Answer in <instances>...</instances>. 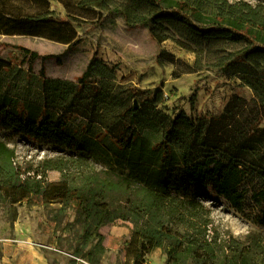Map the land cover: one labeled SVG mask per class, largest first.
<instances>
[{"label": "trees", "instance_id": "1", "mask_svg": "<svg viewBox=\"0 0 264 264\" xmlns=\"http://www.w3.org/2000/svg\"><path fill=\"white\" fill-rule=\"evenodd\" d=\"M53 1L70 20L97 9L119 16L130 28L145 27L156 43L170 41L193 55L192 72L215 70L238 79L253 97L247 101L233 95L223 113L208 120L183 112L170 117L157 109L163 103L161 92L128 91L115 83V68L95 58L76 82L46 78L41 69L35 102L5 91L0 79L4 132L65 149L69 161L102 163L107 180L91 186L45 182V172H62L66 161L45 160L39 170L23 169L15 150L0 139V207L8 206L15 221L16 206L35 197L42 203L72 204L93 226L92 264L104 250L98 230L116 223L130 227L126 255L131 264H144L155 250L165 255V264H264L261 234L234 236L192 194L194 188L208 186L264 227V0ZM51 14L49 0H0V35L40 36L76 47L70 23L54 22ZM22 51L31 60L51 58ZM14 69L0 60V76ZM130 96L136 99L132 106L126 104ZM141 106H149L156 121L143 125ZM75 117L86 122L80 131L69 129ZM146 130L160 139L146 140ZM248 204L255 215L247 213Z\"/></svg>", "mask_w": 264, "mask_h": 264}, {"label": "rangeland", "instance_id": "2", "mask_svg": "<svg viewBox=\"0 0 264 264\" xmlns=\"http://www.w3.org/2000/svg\"><path fill=\"white\" fill-rule=\"evenodd\" d=\"M49 11L52 21L70 23L78 45L68 49L67 45L45 37L0 35V60L15 68L1 74V84L13 95L35 102L40 96L41 69L46 78L76 82L89 61L95 58L115 68V83L128 91L161 92L163 103L157 109L170 117L183 112L194 120H208L222 114L233 95L247 101L253 97L252 91L238 79H227L215 70L192 72L193 55L170 41L156 43L147 28H130L117 15L92 9L76 13L77 18L70 20L64 7L53 0H49ZM22 49L51 58L31 60ZM135 102L130 96L126 104L132 106ZM139 118L146 126L155 119V114L149 106H141ZM85 123L81 118H72L69 129L80 131ZM93 131L99 129L95 127ZM144 135L148 141L160 139L148 130ZM0 139L15 150L16 162L23 169L39 170L45 160L66 161L62 172L46 171L45 182L65 181L88 186L95 181L107 182L102 163L90 159L69 161V151L15 136L1 127ZM192 194L210 208L214 221L234 236L261 234L264 237V227L236 212L208 186L194 188ZM246 207L247 213L256 214L250 204ZM16 212V220L12 221L10 208L0 207V264H92L88 258L97 242L93 226L84 221L72 204L42 203L35 197L30 204L17 205ZM86 233H93V237L85 240ZM98 233L103 237L104 250L93 256L96 264L132 263L126 255L131 239L127 224L106 225ZM165 260V255L155 250L145 257L144 264H165Z\"/></svg>", "mask_w": 264, "mask_h": 264}, {"label": "water", "instance_id": "3", "mask_svg": "<svg viewBox=\"0 0 264 264\" xmlns=\"http://www.w3.org/2000/svg\"><path fill=\"white\" fill-rule=\"evenodd\" d=\"M135 108H136V105H135Z\"/></svg>", "mask_w": 264, "mask_h": 264}]
</instances>
